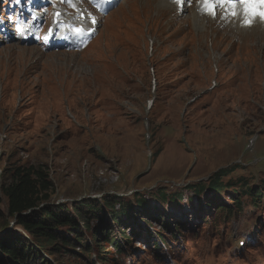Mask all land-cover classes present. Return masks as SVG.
Instances as JSON below:
<instances>
[{
    "label": "rangeland",
    "instance_id": "1",
    "mask_svg": "<svg viewBox=\"0 0 264 264\" xmlns=\"http://www.w3.org/2000/svg\"><path fill=\"white\" fill-rule=\"evenodd\" d=\"M145 2L121 3L92 45L74 57L47 53L41 60L33 48L0 43V183H10L14 168L40 167L52 183L50 205L69 208L87 198L142 194L156 207L151 215L162 209L157 194L180 192L181 202H171L162 221L184 228L165 231L154 217H145L152 222L147 231L160 232L171 244L164 264H211L220 251L225 253L215 256L222 262L263 264L264 221L249 198L244 214L235 210L237 216L225 221L210 207H199L188 187L232 165L242 168L232 177L249 183L252 175L264 176V40L258 45L253 36L252 45L246 38V47L239 43L231 55H225L223 44L210 41L212 35L191 30L165 44L169 36L157 28L158 1ZM4 6L0 0V9ZM213 82L218 90H211ZM148 100L153 101L150 110ZM223 194L227 204L230 192ZM247 216L254 218L249 227L253 224L258 238L245 249L250 256L242 257V251L232 253L227 235H248L241 232ZM15 230L10 224L5 232ZM138 238L129 242L133 249L121 261L107 247V264L160 260L164 248L153 257L146 236ZM71 256L47 257L50 264L92 263Z\"/></svg>",
    "mask_w": 264,
    "mask_h": 264
},
{
    "label": "trees",
    "instance_id": "2",
    "mask_svg": "<svg viewBox=\"0 0 264 264\" xmlns=\"http://www.w3.org/2000/svg\"><path fill=\"white\" fill-rule=\"evenodd\" d=\"M152 157L154 159V154ZM235 169L242 168L232 165L218 169L203 184L188 187L198 200L199 207H210L216 217L223 216L225 221L237 216L233 213L235 210L237 214L242 213L244 201L248 198L253 210L264 209V176L260 175L257 179L258 176L253 178L252 175L254 181L249 183L246 178L232 177ZM41 171L40 167L20 166L10 171L8 185L0 183V198L6 202L3 209L0 199V264H50L49 256L63 257L67 254L90 259L94 248L98 262L107 264L108 248L113 249L114 257L121 261L127 257L129 242L134 235L144 232L148 240L153 239L147 231L152 222L146 221L148 219L145 217H154V221H159L160 228L165 231L172 230L175 233L184 228L176 223L172 228L168 221H162L165 219L162 212L169 209L173 202H181L180 192L173 195L157 194L162 209L152 211V215L150 211L156 207L152 208L142 194H134L129 199L116 193L99 200L87 198L74 201L68 208L63 203H48L52 183L48 181L46 172ZM252 183L254 185L251 186ZM224 191L230 192L227 204ZM93 223L97 224L96 227H93ZM10 224L15 226V233L5 232ZM206 224L210 226V222ZM89 234L90 240H87ZM152 246L155 251L159 248L157 243ZM76 250L79 254L75 253Z\"/></svg>",
    "mask_w": 264,
    "mask_h": 264
},
{
    "label": "bare ground",
    "instance_id": "3",
    "mask_svg": "<svg viewBox=\"0 0 264 264\" xmlns=\"http://www.w3.org/2000/svg\"><path fill=\"white\" fill-rule=\"evenodd\" d=\"M19 1V0H18ZM3 3L6 5V3L3 1ZM44 3H45V0H44ZM157 5H158V9L159 10H162V9H164L165 7H166V1H163V0H160V1H158V3H157ZM2 8L3 7H1V9H0V11L2 10ZM34 10H36V7L34 8ZM109 18V17H108ZM11 23H13V19H9V22H8V24H7V26H9ZM113 26V25H112ZM192 26L195 28V29H197L198 31H203V28L196 22V21H193L192 22ZM191 33V32H190ZM259 35H261V34H259ZM259 35H257V40H260L261 39V37L259 36ZM13 42H16L17 44H19L20 45V43H19V41H14V40H10L9 42H6V41H4L2 38H1V34H0V43H2V44H9V43H13ZM92 45V44H91ZM88 48V47H87ZM87 48H86V50H87ZM7 51V50H6ZM21 52V51H20ZM86 53V52H85ZM180 64V63H179ZM180 68V67H179ZM178 68V69H179ZM8 70L10 69V67H8L7 68Z\"/></svg>",
    "mask_w": 264,
    "mask_h": 264
}]
</instances>
